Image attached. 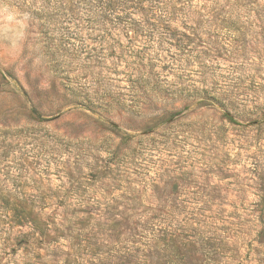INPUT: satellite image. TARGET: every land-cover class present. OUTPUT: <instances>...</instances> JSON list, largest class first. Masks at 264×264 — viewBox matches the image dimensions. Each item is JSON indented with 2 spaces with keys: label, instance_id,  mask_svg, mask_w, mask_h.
<instances>
[{
  "label": "rangeland",
  "instance_id": "rangeland-1",
  "mask_svg": "<svg viewBox=\"0 0 264 264\" xmlns=\"http://www.w3.org/2000/svg\"><path fill=\"white\" fill-rule=\"evenodd\" d=\"M0 264H264V0H0Z\"/></svg>",
  "mask_w": 264,
  "mask_h": 264
},
{
  "label": "trees",
  "instance_id": "trees-1",
  "mask_svg": "<svg viewBox=\"0 0 264 264\" xmlns=\"http://www.w3.org/2000/svg\"><path fill=\"white\" fill-rule=\"evenodd\" d=\"M22 222V220H20Z\"/></svg>",
  "mask_w": 264,
  "mask_h": 264
}]
</instances>
